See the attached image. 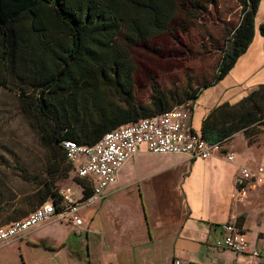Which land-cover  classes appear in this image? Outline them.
Masks as SVG:
<instances>
[{
  "label": "trees",
  "instance_id": "1",
  "mask_svg": "<svg viewBox=\"0 0 264 264\" xmlns=\"http://www.w3.org/2000/svg\"><path fill=\"white\" fill-rule=\"evenodd\" d=\"M214 1L0 0V85L12 88L10 73L20 78V84H14L23 110L36 120L49 149L51 177L40 183L43 201L56 198L55 178L60 172L67 176L71 169L59 150L62 138L93 143L115 126L174 106L170 102L176 98L174 91H165L156 82L150 84L148 105L136 99L129 49L169 30L177 8L196 16ZM238 1L240 17L228 27L212 81L188 89L182 102L194 101L202 88L223 78L250 44L261 0ZM258 31L264 38V18ZM238 130L249 144L264 130V82L235 102L213 106L200 126L210 143ZM74 177L87 196L89 182Z\"/></svg>",
  "mask_w": 264,
  "mask_h": 264
},
{
  "label": "rangeland",
  "instance_id": "2",
  "mask_svg": "<svg viewBox=\"0 0 264 264\" xmlns=\"http://www.w3.org/2000/svg\"><path fill=\"white\" fill-rule=\"evenodd\" d=\"M201 2L204 3L205 0ZM259 8L255 17L256 29L253 38L226 75L224 84H221L223 87H218L221 92L227 87L230 91L233 89L245 91L243 94L245 95L252 88L257 87L260 82H264V80H259L264 79V38L258 31V24L264 18V0H261ZM240 13L241 5L238 0H215L196 16L177 8L169 30L139 42L129 49L134 63L136 99L143 105H148L152 93L150 84L156 82L163 90L174 91L176 98L171 97L170 102L176 105L186 99L184 94L188 89H192L201 82L212 81L221 57L220 50L229 35L228 27L239 20ZM8 76L12 88L0 85V199L7 206L15 205L20 213L16 218H19L43 201V189L40 183L51 177L47 172L50 152L39 135L36 120L23 110L20 96L17 93L18 84H14L17 82L20 84V78L15 73H10ZM237 80L239 85L231 86L237 83ZM254 137L255 140L251 145L258 146L255 149L258 160L256 158L252 162L256 160V162H264V130H259ZM238 139L236 135L233 140L229 141V144H235L234 149L241 152L243 147L238 145ZM234 149L228 148V150ZM59 150L66 164L67 160L60 147ZM224 151L222 147L221 152ZM159 158V156L151 155L140 156V161L132 160L126 163L124 178L126 181L131 180L136 170H140L142 161H155L154 159ZM74 176L71 169L67 176H62L60 172L54 180L53 187L78 188V182ZM135 189L138 199L131 196L133 188L125 186L114 194H108L102 204L101 200H97L81 208L79 212L83 218L84 227L59 219L44 222L39 228L42 234L40 239L43 243L46 241L48 245H54L51 242L55 241L57 243L55 246L59 247L50 250L30 246L24 249L25 257L36 259L38 254L48 256L52 254L53 257L46 261L48 264H63L65 259L79 256L85 257V264H95L96 260L90 258L91 261H88V257L107 254L108 249L103 242L107 241L110 236L112 229L110 224L112 213L110 212H113L114 207L138 209L135 210L134 215L136 229L139 220L142 226L146 223L144 213H142L145 210L147 225L153 231L156 210L163 213L162 218L155 221L157 224L171 216V211H168L167 207L179 206V203L175 205L168 203L164 196L153 204L150 195L145 196L144 190V198L141 200L137 187ZM233 199L239 204L246 202V199L239 200L234 197ZM259 226L264 229V223ZM255 228L252 226V235ZM61 243L63 247H60ZM256 245L261 250V264H264V244L261 245L260 241H257ZM225 251L228 257L231 252ZM1 255L4 258L17 259L18 262L21 259L20 251L13 248H1ZM215 255L218 261L223 260L222 255L218 253Z\"/></svg>",
  "mask_w": 264,
  "mask_h": 264
},
{
  "label": "crops",
  "instance_id": "3",
  "mask_svg": "<svg viewBox=\"0 0 264 264\" xmlns=\"http://www.w3.org/2000/svg\"><path fill=\"white\" fill-rule=\"evenodd\" d=\"M226 75L219 81L202 88L194 99L192 123L197 130L200 131L202 118L213 106L223 101L235 102L245 93L239 89L230 91L227 87L221 92L218 87H223L221 84L225 82ZM236 85H239L238 80L231 86ZM236 135L239 137L238 145L243 147L241 152L234 149L235 144H229ZM221 144L225 151L234 152L235 161L227 160L224 152L218 151L209 157H189L184 153H155L145 150L131 154L119 167L116 180L107 185L100 203L107 199L108 194H114L122 187L129 186L133 188L132 198L138 199L135 189L137 187L141 200L144 198V190L145 196L150 195L153 204L164 196L168 203L172 205L179 203V206L167 207V210L171 211V216L157 224L155 221L162 218L163 213L156 210L153 231L147 225L145 210L142 213L146 223L142 226L139 220L136 229L134 215L135 210L138 209L114 207L113 212H110L112 213L110 236L103 242L108 249L107 254L88 257V261L93 258L96 260L95 264H175L174 260L179 259V264H222L225 261L231 264H250L251 249L258 248L257 241H260L261 245L264 244V229L259 226L264 223V182L249 187L246 202L239 204L233 199L234 177L239 164L255 166L264 162H256L258 157L255 149L258 146L249 144L242 130L234 132L221 141ZM149 155L160 158L154 159L155 161H142L140 170H136L131 180L126 181L125 164L132 160L140 161V156ZM256 158L257 160L252 162ZM152 206L156 208L155 205ZM19 215L15 205L7 206L0 199V223L11 221ZM231 216H235L245 228L248 240L246 251L236 252L216 245V239L221 234L220 223ZM43 223L32 227L21 237L0 243V264L43 262L48 264L46 261L53 257L52 254L50 256L38 254L36 259L24 255V249L30 246L50 250L59 247L55 246L57 244L55 241L51 242L54 245H48L46 241L43 243L40 239L42 234L39 228ZM81 225L84 227V222ZM252 226L256 227L253 235ZM63 246L61 243L60 247ZM4 247L20 251V262L17 259L2 257L1 248ZM225 250L231 252L228 257L225 255L227 253ZM259 251L261 260V250ZM217 253L223 256V260L216 259ZM84 259L85 257L79 256L67 258L63 264H81L84 263Z\"/></svg>",
  "mask_w": 264,
  "mask_h": 264
},
{
  "label": "built area",
  "instance_id": "4",
  "mask_svg": "<svg viewBox=\"0 0 264 264\" xmlns=\"http://www.w3.org/2000/svg\"><path fill=\"white\" fill-rule=\"evenodd\" d=\"M193 102L190 99L153 115L142 116L115 126L94 141L80 143L72 138H62L60 148L71 164L75 176L85 178L91 185L87 196L83 186L57 188L55 199L43 201L25 215L0 225V243L23 236L29 229L51 219L81 225L80 209L101 200L106 187L117 178L122 163L133 153L145 150L155 153H184L189 157H209L221 152V142L210 143L192 123ZM227 160H234L233 151H224ZM264 182V163L255 166L239 164L234 177V197L243 200L248 188ZM221 234L216 239L220 248L236 252L248 249L243 224L231 216L220 223ZM250 264H261L258 248L251 249ZM179 264V259L174 260ZM222 264H231L227 261Z\"/></svg>",
  "mask_w": 264,
  "mask_h": 264
}]
</instances>
